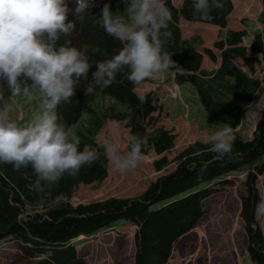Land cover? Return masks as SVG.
<instances>
[{"label": "trees", "instance_id": "obj_1", "mask_svg": "<svg viewBox=\"0 0 264 264\" xmlns=\"http://www.w3.org/2000/svg\"><path fill=\"white\" fill-rule=\"evenodd\" d=\"M164 2L172 14L168 29L172 35L165 49L179 66L178 71L172 70L175 81L180 86L189 84L195 90L203 109L217 125L228 123L233 127L232 153L214 159L215 154L209 151L211 142L197 141L170 161L164 154L175 147L177 135L164 126L156 127L159 119L154 114L159 105L153 94L140 96L135 91L137 86L124 75L118 74L116 82L99 95L85 96V86L96 71L95 64L122 49L121 42L100 27L101 9L107 3L114 14L123 13L125 5L121 0H91L93 6L81 20L73 15L75 8L70 9L68 21L74 22L76 28L70 36L61 37L57 47H77L88 56L92 67L88 79L76 88L72 102L61 103L57 112L61 122L80 137L79 150L87 146L97 152L99 159L82 167L75 177L65 174L56 183L46 185L42 192L33 187L36 176L31 167L17 171L11 165L0 164V242H19L23 255L36 260L34 264H88L78 254V239L97 235L120 221L137 226L134 264H166L175 242L204 215V201L213 193L211 185L245 168L249 171L248 194L242 215L248 236L247 250L253 264H264V233L256 217V206L262 201L256 183L258 176L264 174V110L253 139L245 140L237 131L244 111L262 88V80L255 73L264 56V31L256 32L249 45H244L247 30L227 28L234 9L232 0H223L222 11L213 10L212 21L194 16L192 0H183L180 8L172 0ZM261 2L260 20L264 25V0ZM181 17L225 30L213 44L220 51L218 68L210 71L202 68L204 54L198 46L203 39L199 35L184 38ZM66 41L70 44L66 45ZM204 53L212 61L217 60L213 49L206 47ZM238 60L245 63L248 71L238 65ZM109 119L125 122L131 136L146 137L148 146L144 154L155 151L164 155L155 160L157 170L171 162L175 163V169L152 182L138 197H110L73 206L68 200L79 184L101 182L108 176V158L97 137Z\"/></svg>", "mask_w": 264, "mask_h": 264}, {"label": "clouds", "instance_id": "obj_2", "mask_svg": "<svg viewBox=\"0 0 264 264\" xmlns=\"http://www.w3.org/2000/svg\"><path fill=\"white\" fill-rule=\"evenodd\" d=\"M123 13L101 9L99 25L122 44L111 58L95 64L92 80L85 86V96H96L116 82L117 75L135 87L154 75L179 70L165 49L172 33L168 30L172 14L164 0H121ZM73 15L81 20L93 5L91 0H75ZM193 14L202 21L214 19L213 10L222 11L223 0H192ZM66 0H0V81L6 83L11 96L4 99L0 83V164L14 170L31 167L36 176L33 185L42 192L46 185L65 174L75 177L85 165L91 166L99 156L87 146L79 150L80 137L62 123L57 112L61 103L69 104L82 80L88 79L92 64L77 47L59 46L61 37L76 28L68 21ZM70 41H66V45ZM31 81L29 84L27 81ZM39 98V110L21 125L10 118L11 104L17 98ZM234 129L224 123L210 136L209 151L214 159L231 155ZM147 138L131 136L128 151L121 153L119 141L106 138L104 155L120 173L134 170L144 157ZM264 214V201L256 206Z\"/></svg>", "mask_w": 264, "mask_h": 264}, {"label": "rangeland", "instance_id": "obj_3", "mask_svg": "<svg viewBox=\"0 0 264 264\" xmlns=\"http://www.w3.org/2000/svg\"><path fill=\"white\" fill-rule=\"evenodd\" d=\"M232 1L234 14L238 13V16L232 15L230 19L233 30H236L235 28L240 24L245 27L248 24L250 27L252 24L251 27L260 26L263 28L262 32L264 31V25L260 20L263 11L261 0ZM66 3L69 10L76 7L75 0H66ZM245 38L243 43L247 45L251 36L247 35ZM238 65L248 71L242 60H238ZM255 76L262 80V88L257 93L255 101L244 111L241 125L237 129L245 140L253 139L257 123L264 110V56L261 57V64L257 66ZM166 81L168 82L167 78ZM27 82L31 84L30 80ZM0 83L4 84V99L7 100L11 93L7 90L6 83L2 81ZM174 86L171 83L170 88L174 91L178 106H170V114L167 116L163 109L154 114L159 119L156 127L164 126L177 135L175 147L164 154L170 161L187 146L197 141L210 142V136L221 127L203 109L193 88L178 85V90ZM108 102L109 100H104V103ZM8 103L11 104L10 118L21 125L28 122L39 110L38 97L34 100L20 97ZM130 137V129L125 122L109 119L99 133L97 141L104 145L106 138L117 140L121 153H126L129 150ZM164 155L150 151L144 154L145 158L134 170L125 173L118 172L108 159V176L103 181L81 183L69 200L61 199L77 206L110 197H138L152 182L175 169L176 165L173 162L162 170L155 168V160ZM248 172L247 168L235 171L223 178L224 181H217L211 185L213 193L204 201V215L192 230L175 242L166 264H253L247 250L248 236L242 215L243 202L248 194L246 184ZM256 187L264 201V174L258 176ZM256 217L264 233V214L257 213ZM136 229L135 224L120 221L115 227L97 235L81 237L76 243L78 254L88 264H134ZM21 247L22 245L15 240L1 241L0 264H34L36 260L26 258Z\"/></svg>", "mask_w": 264, "mask_h": 264}, {"label": "crops", "instance_id": "obj_4", "mask_svg": "<svg viewBox=\"0 0 264 264\" xmlns=\"http://www.w3.org/2000/svg\"><path fill=\"white\" fill-rule=\"evenodd\" d=\"M172 1H173V4L177 8H180L182 6V0H180V1L172 0ZM243 1L249 2L251 0H243ZM234 2H235V0H234ZM246 5H249V4L246 3ZM232 15L238 16V13H237V15L234 14V9H233L232 13L229 15L227 28H230V29H232L231 24H230V19H231ZM242 24H244V23H242ZM251 26H252V24H250V27H249V24L247 27L240 24L238 28H235L237 30H241V29L247 30L248 35L251 36V38L248 39V44L251 42L252 36L256 32H262V29H263L260 26H257V27L256 26L251 27ZM180 27H181V31H182V36L184 38L190 39L193 36L199 35L203 39V43L198 46V50L201 52H203L204 48H206V47L213 48L212 46H213L214 42L216 40H218L220 38V36L223 34V32L225 31L224 29H222L221 27H219L217 25L203 23V22H190V21L185 20L183 17L180 18ZM207 38H208V40H207ZM245 39H247V38H245ZM214 52L217 56L216 61H212L208 57V55L203 53L204 56H203L202 68L210 71V70L216 69L220 66V64H221L220 51L214 49ZM166 78H167L168 82L166 81ZM171 83H173L176 86V87L174 86V88H177L179 90L180 85L178 86V84L175 81V73L173 71H167V72H162V73L154 75L148 81L137 86L135 90L140 95L151 92L153 94L157 104L159 105L158 110L163 109L165 111L164 113L167 116L170 114V111H169L170 106H173V107L178 106V103L176 101L177 99H175V97H174L175 96L174 91L170 88ZM181 86L182 87L187 86L188 88L192 89V87L189 84H184ZM169 90H170V92H169Z\"/></svg>", "mask_w": 264, "mask_h": 264}]
</instances>
